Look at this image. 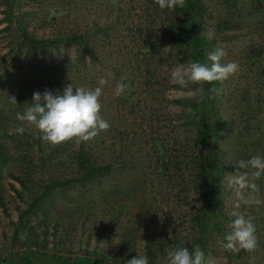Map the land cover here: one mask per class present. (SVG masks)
Segmentation results:
<instances>
[{
	"label": "rangeland",
	"instance_id": "374dc122",
	"mask_svg": "<svg viewBox=\"0 0 264 264\" xmlns=\"http://www.w3.org/2000/svg\"><path fill=\"white\" fill-rule=\"evenodd\" d=\"M216 48L239 71L208 83L202 100L189 95L201 85L181 88L162 73L165 65L210 63ZM0 72V264H24L28 251L102 264L146 253L149 264H167L166 249L196 245L215 264H264V203L237 208L230 185L248 172L259 187L251 195L264 201V174L238 167L264 157V0H185L171 11L154 0H0ZM101 77L107 131L56 145L35 127L14 131L34 92H62L68 83L95 89ZM120 81L131 89L115 96ZM205 154L213 166L205 167L206 184ZM84 157L111 167L87 173ZM233 212L252 218L254 251L225 249Z\"/></svg>",
	"mask_w": 264,
	"mask_h": 264
},
{
	"label": "clouds",
	"instance_id": "9594fccd",
	"mask_svg": "<svg viewBox=\"0 0 264 264\" xmlns=\"http://www.w3.org/2000/svg\"><path fill=\"white\" fill-rule=\"evenodd\" d=\"M161 10H175L176 7H183L185 0H154ZM227 55L222 48H216L209 52L207 60L210 63L189 62L187 64L177 63L174 66L165 65L162 73L181 88H188L189 85H201L189 92L190 96H199L204 99V83L223 82L239 71L236 62L221 63ZM3 73L0 72V75ZM107 80L101 77L99 85L95 89L85 87H74L68 83L62 92L55 93L45 90L43 93L34 92L31 103L23 114L17 113L16 119L21 122L14 131L22 135L26 127H35L43 135L42 139L53 145L75 139L77 142H87L95 138L101 132L107 131L110 124L101 115L102 104L100 97L103 94V86ZM131 85L120 81L116 84L114 95L120 96L126 90H130ZM211 92L219 94V89H210ZM13 104H17L14 96L9 98ZM240 169H252L251 175L259 179L264 174V157L253 156L247 161L238 162ZM230 185L234 187L237 198L236 207L240 203L260 205L264 203L251 193H258L257 184L250 182L248 172H243L232 177ZM246 190H250L249 196H245ZM194 196L192 199H194ZM199 205V204H198ZM197 205V206H198ZM235 219L230 227L231 232L225 237L227 243L226 250L233 253H240L243 249L252 252L258 247L256 228L251 217H246L240 212H233ZM167 264H215L214 258L210 255L206 257L199 245L189 248L186 246L170 247L166 249ZM126 264H149L147 254L137 255L126 261Z\"/></svg>",
	"mask_w": 264,
	"mask_h": 264
},
{
	"label": "trees",
	"instance_id": "16d2710c",
	"mask_svg": "<svg viewBox=\"0 0 264 264\" xmlns=\"http://www.w3.org/2000/svg\"><path fill=\"white\" fill-rule=\"evenodd\" d=\"M172 33L170 34V38L172 37ZM195 39V37H194ZM194 43H192L194 49H196L195 52V61H199V59H202L203 55V51L199 50L200 46L198 45L197 41L193 40ZM202 87L204 89H207L208 87V83H204L202 85ZM199 123L201 125V132H200V142L203 145L204 148L208 149L210 144H211V135H210V131L207 127V120H208V116L205 114H201L199 116ZM208 155V154H207ZM206 154L203 155L202 157V164L201 167L199 169V176L202 179V182L204 184H206L207 182V178L205 175V167H213L211 166L212 162H210V156H207ZM83 163H80L81 168L85 167L86 172H90V173H97L101 175V172L103 171V173L105 171H107L110 167H111V160H101L99 163L97 164H88V161L86 160V158L84 157L83 159ZM215 171H223V170H232L233 167L230 165L227 166H220V165H216L213 168ZM214 194V188H211L210 186L204 187L203 189V196H204V200L206 202L207 205L210 204L212 197ZM20 260L22 263L24 264H102L101 261L98 260H87V259H83V260H61L60 258L57 257H45L43 255H40L36 252H23L21 254Z\"/></svg>",
	"mask_w": 264,
	"mask_h": 264
}]
</instances>
